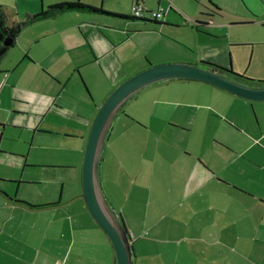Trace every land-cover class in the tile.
<instances>
[{
	"label": "crops",
	"instance_id": "0c3cea01",
	"mask_svg": "<svg viewBox=\"0 0 264 264\" xmlns=\"http://www.w3.org/2000/svg\"><path fill=\"white\" fill-rule=\"evenodd\" d=\"M134 1L147 7L141 0ZM160 4L161 0L158 6ZM212 12L213 16L219 13L218 9ZM165 18L166 11L164 23L160 25L166 28L175 25ZM84 22L83 19L60 22L57 30L60 43L71 56L70 60L55 69H52L55 63L46 64L42 57L39 60L38 38L29 36L25 30L0 63V96L9 82L15 85V76L19 80L22 74L20 67L31 61L33 64L40 63L53 75L48 84L51 90L44 93V98L30 95L18 100L24 105L14 107H30L28 111H19L24 116L28 113L34 116L14 121L27 130L29 145L26 151L13 152L1 145L7 129L3 119L0 120V165L6 166L0 168V181L16 184L17 187L14 195L5 186H0V264H117L108 235L84 201L82 163L88 133L99 104L95 96L90 100L84 95L75 74L78 71L88 89L81 69L89 63L120 79V73L124 78L147 66V62L149 66L153 57L139 49L136 52L137 47H125L133 34L120 36V27L119 32L112 30L108 34L107 41L98 35L89 38L93 28L85 26ZM128 22L135 21H124ZM77 25L88 33L92 52L84 49L86 41ZM62 53L65 54L64 51ZM26 60L31 61L25 63ZM228 67L233 69L232 64ZM114 81L115 86L121 80ZM161 82L149 87L158 86ZM207 84L214 102L204 104L199 101L200 94L193 96L194 100L184 101L185 96L190 97L189 92L175 88L168 94L174 98L155 99L148 103L152 112L151 121L171 115L170 122L176 123L172 125L188 129L183 136H175L179 138L181 147L184 146L187 156L194 154L195 157L187 160L181 154L174 161L173 156V162L165 166H149L148 174L145 165H139L136 170L149 181L148 193L143 191L145 184L140 191L141 194H148L147 202L135 196L132 199L134 203L126 205L128 211L114 205L117 211L112 206L123 215L132 235L133 264H264V155L255 149L260 145L264 151V131H259L257 125L247 126L255 124L250 107L252 102L255 118L257 120L258 116V125L263 128L262 117L256 114L254 106L257 110L255 101L262 104L264 100L249 99ZM70 89L75 95L73 103L63 95ZM161 93L163 89L158 91V94ZM172 93L177 96H172ZM60 98L64 102H60ZM65 102L72 103L69 110ZM201 104L215 107L225 118L213 112L201 115L198 110ZM171 105L176 107L171 108ZM178 110L184 111L185 119L172 120L177 117ZM51 113L73 117L70 121L59 123L48 119ZM153 113L156 116H152ZM120 116L128 118L122 110L118 113L106 144L110 141L113 144L112 134ZM211 116H218L214 123L216 130L199 134L201 128H195L197 120H201L200 126L207 127ZM146 127L152 133V127ZM155 132L160 133V128ZM187 133L190 136H186ZM157 150L156 147L155 152ZM112 151L120 158L119 143L113 146ZM180 156H183L182 161H178ZM128 169L124 167L129 178L133 169ZM155 185L164 186L167 192L153 201ZM129 217L133 219L132 224ZM136 233L141 235L137 239L133 237Z\"/></svg>",
	"mask_w": 264,
	"mask_h": 264
},
{
	"label": "rangeland",
	"instance_id": "374dc122",
	"mask_svg": "<svg viewBox=\"0 0 264 264\" xmlns=\"http://www.w3.org/2000/svg\"><path fill=\"white\" fill-rule=\"evenodd\" d=\"M57 1L60 0H0V5L4 6L9 15V22L13 24L21 20L27 12H39L41 9L47 8L50 4ZM77 1L129 15L133 14L132 5L135 2L134 0ZM141 1L147 7H151V9H156L159 2V0ZM161 1L162 4L160 5L166 10V18L176 26L173 25L166 28L162 25L151 24L146 20L130 19L129 21L135 22H128L126 24L124 23L126 19L117 16L90 14L85 12H67L54 18H47L38 21L24 30L29 36L38 38V42L40 40L39 43L37 42L38 49L40 50L39 60L40 57H42L43 62L46 64L55 63L52 65V69H55L65 61L70 60L71 56L60 43L57 33L60 22L66 23L83 19V21H85L84 23L87 24L85 26L93 28V31L89 34V38L98 35L101 39L107 41L109 39L108 34L112 30L119 32V27L120 36H123V34L124 36L133 34L125 47L133 49L137 47L136 52L138 49L140 51L142 50L141 52H147V54L153 57V61H149V65L182 60L191 62L205 60L224 67H228L232 64L234 71L250 76L255 80H264V0ZM215 4L218 5L220 9L218 10L219 13H216L212 19L207 14H202V11L210 12V7L213 10H217ZM195 20H206L208 23H203L201 21L197 25ZM77 29L81 37L86 41V48L84 49L92 52L91 45L88 43V33L82 31V29L80 30L78 25ZM23 43L25 44V42ZM182 45H186L188 50L186 46ZM123 49L120 50L121 54ZM62 51H64L65 54L62 53L61 55L60 53ZM179 51H181L182 54H180ZM30 61L31 60H26L25 63H29ZM33 63L34 62L31 61L30 64L21 66L20 69L22 70V74L19 76V80L15 76V85L9 82L7 88L0 96V120L3 119V123L6 125L5 128L7 129V133L3 136L1 145H3L6 150L13 152L26 151L29 145V142L26 139L28 138L27 130H23L20 128V125L15 124V119H23V117L34 118L31 113L24 116L21 114L22 111H19H28L30 107L14 109V107L19 108L24 105L18 102V100H22L21 98H26L30 95L44 98V96H46L44 93L51 90V87H48V84L53 75L50 74V71L43 68L40 63ZM147 66H144L143 68ZM81 73L88 86L87 89L83 85L82 78L77 71L75 77L78 78L82 85V92L90 100L94 99L95 96V99H97L96 102L99 106L109 93L121 81L129 76L123 78L124 75L120 73V79L113 78V75L105 72L94 63H89L85 69H81ZM61 76L67 77L68 75ZM114 80L121 81L114 86ZM207 83L208 82H202L200 80L169 79L159 83L158 86H151L142 90L124 105L122 112L128 118L120 116V120L116 122L112 134L113 144L111 141L106 144L103 152V159L101 161V177L102 182L104 181L103 187L105 194L113 207L114 205L119 209L124 207L125 211H128L126 205H132L134 203L132 199L135 196L139 199L143 198L144 201L147 202L148 194H141L140 191L143 190L142 184H145L146 187L143 191L148 193L149 189L147 186L149 185V181H147V177L143 173L136 170L139 165H145V170L148 174L149 166H154V164L156 167L165 166L173 162L171 159L173 156H175L174 161L177 156L181 154L184 156V159H194V154L187 156L184 146L181 147L180 140L177 138L183 136L188 129L180 125H172L176 123H173V121L170 122L171 115H166L163 118L160 117L161 115H157L160 118H155L151 121L150 116L152 112H150V108H148V103L155 99L162 100L166 98H174L168 94H170L175 88H179L181 92H189L190 97L185 96L183 98L184 101L194 100L192 97L200 94L199 101L204 104L207 102L210 103L214 98L211 97V92L208 88L209 84ZM160 89H163V93L158 94ZM165 89H169V91L166 92ZM89 91L91 92L92 97ZM63 95L67 98V101L72 103L75 102V95L74 93L72 94L71 89L68 92L65 91ZM172 96L176 97L177 95L172 93ZM102 98L104 99L100 101ZM62 101L64 102V100L60 98V102ZM70 102H65L68 110L69 106L72 104H70ZM255 102L258 107L256 110L253 105L256 114L258 113L260 118L262 117L261 122L264 123V107L261 110V106H264V103L260 104L261 102ZM204 104H201L200 106L202 107L198 108L201 115L203 113L210 114L213 112L212 114L221 115L225 118L220 114L218 109H215V107L208 108ZM252 104L253 103L251 102V105ZM251 105V112L255 124L250 123L247 124V126L253 127L257 125V129L263 132L264 124L262 123L263 128L258 125V116L256 120ZM170 107L175 108L176 106L171 105ZM158 109H160V106ZM152 116L156 115L153 113ZM176 116L177 117H173L172 120H180V117L185 119L186 115L184 111L178 110ZM71 117L73 116H68V118H66V116L63 117L51 113L48 116V119L64 123L70 121L72 119ZM215 120H218V116H211V122H209L207 127L200 126L201 120H197L198 126H195V128H201V132H198L199 134H202L204 131L212 133L216 130V127L214 126ZM25 122H30V120H26ZM186 122L191 124L187 120ZM146 126L152 127V133H150ZM0 128L2 129L1 126ZM157 128H160V133L155 132V129ZM23 131L25 132L22 133ZM175 135H177V137ZM186 136H190V134L187 133ZM173 137L176 138L172 140L171 138ZM159 139L160 142H158ZM116 143H119L120 145V158L112 151V148ZM156 147L158 150L155 152ZM205 147H207V144H205ZM260 147L262 146L258 145L255 149H257L260 154L264 155V151ZM178 149L179 151H177ZM19 154L24 155L22 153ZM183 156H180L178 161H182ZM8 159H10V157ZM195 160L197 161V158H195ZM125 166L130 168L128 171L133 169L129 178L124 171ZM0 168H6V166L0 165ZM108 182L111 186H109ZM0 186H5L11 194H16V184L0 181ZM156 187H160V189H156ZM262 188H264V186ZM154 191L153 198H151L153 201L157 199V197L158 199L163 197L167 192V188L155 185ZM129 219L131 220L130 224H132L133 219L131 217H129ZM165 222H167V220L164 221V224ZM134 235L135 236L133 237L136 239L141 236L137 233ZM239 252L245 253L242 250Z\"/></svg>",
	"mask_w": 264,
	"mask_h": 264
},
{
	"label": "water",
	"instance_id": "95a60500",
	"mask_svg": "<svg viewBox=\"0 0 264 264\" xmlns=\"http://www.w3.org/2000/svg\"><path fill=\"white\" fill-rule=\"evenodd\" d=\"M9 42L10 39L5 40ZM175 78L201 80L239 96L264 100V85L244 84L214 67L182 61L151 64L125 78L109 93L97 109L86 140L82 190L89 211L114 247L117 264H133L134 247L127 225L112 207L103 187L101 161L106 141L114 119L129 100L152 84Z\"/></svg>",
	"mask_w": 264,
	"mask_h": 264
},
{
	"label": "trees",
	"instance_id": "16d2710c",
	"mask_svg": "<svg viewBox=\"0 0 264 264\" xmlns=\"http://www.w3.org/2000/svg\"><path fill=\"white\" fill-rule=\"evenodd\" d=\"M215 7L218 10L220 9V7L216 4H215ZM209 11L210 12L202 11V14H207L210 18H212L213 17L212 11H217V10L210 9ZM67 12H85V13H90V14L111 15V16H117V17L126 19L125 21L129 19L130 20H146V21L151 22V24H154V25H160L164 23L163 21L164 17L161 19L138 17L134 14L129 15V14H124V13H119V12L107 10L103 7H99L96 5L83 3L77 0H60V1L50 4L47 8L41 9L39 12H36V13L27 12L26 15L21 20L10 25L8 21V13L6 9L4 8V6L0 5V63L5 58V56L8 54L9 50L16 44V41L19 35L22 33L24 29L30 27L31 25H33L34 23L38 21H42L47 18H53L62 13H67ZM200 22L201 20H196L197 25ZM202 22L208 23L206 20H203ZM6 39H10V42L5 43ZM197 63L200 65L208 66V67H214L218 69L219 71L228 75L230 78H233L234 80L238 82H242L244 84H248L252 86L264 85V80H255L245 74L234 71L231 67H224L216 63L205 61V60H199ZM119 215L122 217L124 223L126 224V221L123 215L121 213H119Z\"/></svg>",
	"mask_w": 264,
	"mask_h": 264
},
{
	"label": "built area",
	"instance_id": "2783aa9c",
	"mask_svg": "<svg viewBox=\"0 0 264 264\" xmlns=\"http://www.w3.org/2000/svg\"><path fill=\"white\" fill-rule=\"evenodd\" d=\"M132 9H133V14L138 17L156 18V19H161L165 17V11H166L165 8L161 5L156 9H150L143 6L139 1H135L133 3Z\"/></svg>",
	"mask_w": 264,
	"mask_h": 264
}]
</instances>
